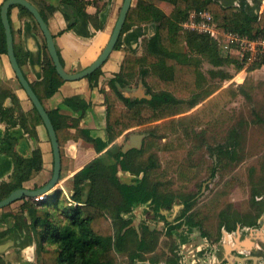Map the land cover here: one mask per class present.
Masks as SVG:
<instances>
[{
    "label": "trees",
    "instance_id": "trees-1",
    "mask_svg": "<svg viewBox=\"0 0 264 264\" xmlns=\"http://www.w3.org/2000/svg\"><path fill=\"white\" fill-rule=\"evenodd\" d=\"M30 1L34 3L35 0ZM155 1L157 0H137L136 5L131 7L122 34L132 26L150 23L157 24V31L154 38L146 43V55L142 57L126 56L121 74L111 84L115 88L116 83H125L123 75L134 77L139 74L144 79H148L152 86L151 89L160 92L154 93L151 101L131 102L125 99L126 108L110 107L108 131L111 140L121 136L129 129L150 125L162 119H169L185 113L175 106L181 100L196 93L204 74L198 64H192L191 55L195 53L202 55L205 48L214 49L215 47V45H210L206 34L188 32L182 29L180 24L185 21L190 11L212 14L226 31L251 37L264 33V13L260 16H250L245 11L235 7H225L216 0H160L171 3L175 7L173 15L168 16L155 5ZM60 3L68 21L65 31L76 28L81 18L91 21L96 30L101 28L99 14L107 6L105 0L93 1V6L98 10L96 16L87 13L86 9L90 3L86 0H60ZM18 7L23 13L34 19L26 8ZM40 13L47 22V16L41 10ZM62 33L63 31L60 34ZM118 47L119 41L116 45V48ZM1 53L7 54V44L0 14ZM60 59L63 63L61 56ZM236 60V57L229 56L227 63L232 64ZM209 63L216 68L222 66L215 59H210ZM260 67L261 64H255L249 69V72H254ZM101 74L102 70L99 69L87 79L90 82H97ZM64 82L58 75L50 56H46L43 79L36 84H31V86L44 104L46 99L53 97L58 92ZM236 95L237 91L234 89H223L193 113L182 117L180 120L170 119L165 122L164 128L172 130L170 126L174 128L180 125L186 127L205 126L217 117L221 111L222 103L229 101ZM14 99L18 102L16 97ZM158 104H167L168 106L158 111ZM198 104V101H194L191 107L193 108ZM83 108L84 110L87 109V105H84ZM8 113V110H4L3 114L7 117ZM48 113L59 139L63 169L67 161L64 145L72 135L63 130L57 112L50 111ZM26 115L33 121L34 126L39 123L43 124V120L35 107ZM9 124L10 126L16 125L13 122H9ZM87 136L99 153L107 146L101 140L93 139L90 135ZM6 139L10 146L7 154L14 161L15 172L10 183L0 186V201L7 198L13 191L24 188L23 183L29 180L32 175V172H28L27 169L39 170L42 168L40 151H35L31 159L23 158L12 150L13 142H16L15 138L6 134ZM134 152L137 151L123 154L120 150L117 152L109 150L106 156L94 159L75 175L73 198L74 201L82 205L74 208L68 207L63 215L66 221L60 219L58 213L61 208L60 201L54 204V210L50 212L40 203L23 200L22 210L27 212L31 219L30 228L37 240V253L42 258L41 264H121L118 253L124 249L125 244L138 242V248L145 246V241H140L137 235L135 238L128 237L132 233L131 231L122 235L121 228L117 230V222H123V215L131 213L136 205L151 202L157 213L164 209H170L175 197L172 194H160L158 186L151 184L148 178V172L154 167V163L149 159L150 165H146L140 160L142 152H137L138 154H134ZM178 153L180 151L169 152L168 155ZM123 161L130 164L134 174L143 173L141 182L131 186L121 182L118 177V165ZM179 167V177L181 181L186 182L188 177L193 174V169L189 165ZM87 186H90L89 190L86 188ZM85 193H87L88 198L83 201ZM261 204L263 205L260 212L262 214L264 202ZM256 219L258 220L259 216ZM238 223L244 224L238 220L232 221V225L226 227L227 230L232 232ZM124 224L128 223L124 222ZM246 225L255 227L258 224L255 220ZM47 246H55L56 249L49 250Z\"/></svg>",
    "mask_w": 264,
    "mask_h": 264
},
{
    "label": "crops",
    "instance_id": "crops-1",
    "mask_svg": "<svg viewBox=\"0 0 264 264\" xmlns=\"http://www.w3.org/2000/svg\"><path fill=\"white\" fill-rule=\"evenodd\" d=\"M4 1L0 0V8ZM86 1L90 3L86 9L87 13L96 16L98 10L93 6L94 0ZM120 1L105 0L107 6L103 11H100L101 28L99 30L95 29L91 21L81 18L76 28L70 31H65L68 21L63 13L60 0L30 2L47 16V24L55 38L56 48L63 60L65 70L68 73H76L89 67L107 46L120 14V8H118ZM216 1L225 7H235L245 11L250 16H260L264 13V0ZM155 5L168 16H172L175 11V7L166 1L157 0ZM35 21L23 13L20 7H12L10 23L14 36L15 54L30 84H36L43 79L44 60L46 56H49L45 37ZM180 26L185 30V22L181 23ZM62 31L63 33L60 34ZM156 31L157 24L155 23L132 26L121 34L119 47L115 48L102 66V74L97 82H90L87 78L74 82L65 81L53 97L44 101L43 105L46 110L57 112L63 130L72 135L64 145L67 161L62 169L60 181L55 190L48 195L51 204H53V210L54 204L60 201L62 194L67 192L66 190L70 191L67 202L73 203V206L68 205L69 208L82 205L74 201L73 198L74 177L94 159L106 156L109 150L116 152L120 150L123 154L141 151L140 160L147 163L143 156L148 155L150 142L154 140L162 142L165 140V136L162 134H171L175 131V129H165L164 123L170 119L180 120L187 113H191L197 108L198 105L193 108H184L183 103L180 102L175 108H180L185 113L169 119H162L150 125L129 129L114 140L110 139L108 131L110 107L126 108L125 99L131 102L151 101L154 93L160 92L151 89L152 86L148 79H144L139 74L134 77L123 75L125 83H116L115 88L111 84L121 74L126 56L142 57L146 55V43L154 38ZM201 71L204 72L202 69ZM14 97L18 99V102L15 101ZM0 103V186L10 183L15 172L14 161L7 154L10 146L6 134H9L16 140L13 142L12 150L19 156L31 159L35 151H40L42 168L39 170L27 169L28 172H32V175L29 180L23 183V187L28 189L41 188L51 180L54 171L51 140L44 124L39 123L34 126L33 121L27 117L26 114L34 106L20 85L8 55L4 53L0 54ZM84 105H87L85 110ZM158 105V111L168 106L167 104ZM4 110L9 111L7 117L3 114ZM9 122L16 123V125L10 126ZM144 127L146 129H143ZM87 135L93 139L101 140L107 146L99 153ZM137 152L134 154H138ZM149 159L147 158L148 161ZM125 162L123 161L118 165V177L121 182L127 186L141 182L143 173L134 174L130 164ZM146 165H150V161ZM86 188L89 190L90 186ZM57 191H60V195L55 196ZM26 200L33 201L32 199ZM23 203L24 201L16 202L8 208L0 209V264L42 263V258L37 253V240L30 228L31 219L28 217V213L22 210ZM147 211L148 208L143 206L134 210L132 216L136 218L135 226H138L141 216ZM163 214L167 215L166 212ZM63 215L64 213L60 214V219L66 221ZM130 216L123 215V218ZM195 236L196 232L180 236L182 242H179L178 245L185 257V264H204L194 256V247L200 242L199 237L195 238ZM164 238L162 237V239ZM233 238L234 241L228 244L225 242L226 236H224L218 245L217 254L219 257L230 258L232 256V260L241 262L240 259L235 258L237 253L243 252L249 255L254 252V248L264 244L262 231L256 233V230H251L246 234L238 232ZM47 248L49 250L56 249L55 246H47ZM125 255L121 254L119 258L124 259ZM246 259L244 258V263ZM145 264L150 263L146 262Z\"/></svg>",
    "mask_w": 264,
    "mask_h": 264
},
{
    "label": "rangeland",
    "instance_id": "rangeland-1",
    "mask_svg": "<svg viewBox=\"0 0 264 264\" xmlns=\"http://www.w3.org/2000/svg\"><path fill=\"white\" fill-rule=\"evenodd\" d=\"M123 1L118 4L119 10ZM193 15L192 10L186 17L185 30L206 34L210 45L215 47L205 48L202 55H191L192 64H198L205 74L196 93L181 100L184 108L198 101L195 111L223 89H234L237 95L223 102L217 117L205 126H170L175 131L162 134L165 136L162 142L151 141L148 155L143 158L147 163V158L154 163L148 172L151 184L158 186L161 195L172 194L176 197L175 206L167 212L168 217L173 218L185 210V220L192 217L209 242L219 244L222 232H227L223 226L230 225L231 221L238 220L246 225L256 220L258 225L249 231L246 229L245 234L251 230L264 234V212L260 213L263 208L261 203L264 202V67L261 63L262 68L249 72L252 66H248L246 72L242 73L245 65L239 60L228 64V55L219 44L224 40V29L219 25V20L213 22L219 34L218 41L209 33L187 29L189 23L205 21ZM210 59L217 60L222 66L214 67L209 63ZM174 151L180 153L168 155ZM181 165H189L193 169L186 182L181 181L178 174ZM66 191L60 198L59 214L64 213L68 205L73 206V203L67 202L70 191ZM45 206L47 211H53L50 200ZM242 228L238 224L236 231L226 236L225 242L231 244L234 233H243ZM178 232L180 235L184 233L182 230ZM176 244L175 238H169L161 252L167 254L169 251L171 255H177ZM161 252L158 251V254ZM251 257H254L253 263L261 261L264 264V244L254 248Z\"/></svg>",
    "mask_w": 264,
    "mask_h": 264
},
{
    "label": "water",
    "instance_id": "water-1",
    "mask_svg": "<svg viewBox=\"0 0 264 264\" xmlns=\"http://www.w3.org/2000/svg\"><path fill=\"white\" fill-rule=\"evenodd\" d=\"M136 3L137 0H124L118 20L111 35V38L107 46L101 53V55L97 58V60H95L89 67H87L86 69L80 72L68 73L65 70L63 63L61 62L58 50L56 48L55 38L51 33L49 26L45 21V19L43 18L40 11L29 0H5L3 2L0 9V14H1L2 24L5 30L7 55L10 59L11 66L15 72V75L20 85L22 86L23 90L26 92L33 106L37 109L39 115L43 120V124L45 125L48 131L53 148V154H54V171L51 180L41 188L38 189L21 188L13 191L7 198L0 201V209L7 208L12 204L18 201H22L24 199H33L39 196H45L46 198H48L49 193L53 192L56 186L58 185L62 172V155H61V148H60V143L56 129L54 127V124L51 120L48 111L46 110V108L44 107V105L36 95L30 82L27 80L26 76L24 75L15 54L14 36L9 18L10 9L14 6H22L32 14V16L36 20L37 24L39 25L45 37L47 51L53 62V65L55 66L58 75L64 81L74 82V81H80L86 79L102 68V66L108 60L110 54L115 50L116 45L123 32L124 26L126 24L129 11L131 7L136 5ZM58 195H60V191H57L55 193V196ZM87 198H88L87 193H85V196L83 197V201H86Z\"/></svg>",
    "mask_w": 264,
    "mask_h": 264
},
{
    "label": "flooded vegetation",
    "instance_id": "flooded-vegetation-1",
    "mask_svg": "<svg viewBox=\"0 0 264 264\" xmlns=\"http://www.w3.org/2000/svg\"><path fill=\"white\" fill-rule=\"evenodd\" d=\"M175 200H176V197L170 209L161 210L160 213H157L154 210V205L151 202L147 204L136 205L133 208V211L127 214V215H131L130 217L128 218L122 217L123 218L122 220L124 221L117 222V225H118L117 230L121 228L122 235H124L127 232L130 233L131 231L132 233L131 234L128 233L129 234L128 237L135 238L136 237L135 235H137L140 241L142 240L145 241V246H143V248L137 247L138 242H134V243L129 242L125 244L124 249L118 253V256H120L121 254H126L124 259L119 258L121 264H139V263L145 264L146 262H149L150 264H185V257L183 253H181L182 251L178 243L182 242L180 236L187 235V234H194V232H196L195 238L199 237L200 239V242L196 244V246L194 247V256L196 259H199L200 262L204 264H263L261 263V261H258L259 263L258 262L253 263L252 259L254 257H251L252 254L248 255L243 252H239L237 253V256H235V258L240 259L241 262L239 261L235 262L234 260H232V256L230 258L229 257L227 258L224 256L219 257L217 254V251L219 250L218 248L219 244H211L209 240L207 239V235L203 232H200L201 229L199 228V224L194 222L192 217H190V219L186 221L185 220L186 218L185 210L183 211V213L181 212L179 215L173 216V218L168 217L169 214L167 215L163 214V212L167 213L173 209V206H175ZM139 206L148 208V211L145 212L143 216H141L138 226H135L134 223L136 221V218L132 215L134 213V210ZM190 211L191 209H189V212ZM124 222H127L128 224L125 225ZM230 225H232V221ZM237 225H236V228H237ZM227 226L229 225L226 224L225 226H223V228L228 232V234L227 232L226 233L222 232L221 234L222 240L224 236H227L230 233H233L236 231L235 229L232 232H229L226 228ZM240 226L244 227L240 229V230H243V233H245L244 231H246V229L249 231L251 228L245 224L243 225L240 224ZM178 230H182L184 231V233L182 232V234L180 235ZM178 236L180 239L178 238ZM162 237H165V238L162 239ZM171 237L175 238V241L177 242L176 244L177 249L175 251L178 253L177 255L176 254L171 255V252L169 253V251L166 252L167 254H164V252H161V248L162 249L164 248L166 241L169 240V238ZM158 251H160L161 253L158 254ZM244 258H247L245 263L243 261Z\"/></svg>",
    "mask_w": 264,
    "mask_h": 264
},
{
    "label": "built area",
    "instance_id": "built-area-1",
    "mask_svg": "<svg viewBox=\"0 0 264 264\" xmlns=\"http://www.w3.org/2000/svg\"><path fill=\"white\" fill-rule=\"evenodd\" d=\"M193 17H201L205 20L199 23H189L186 27L191 28V30L197 29L200 33H209L216 40L219 39V34L216 33L213 26L215 21L212 14L208 12H197L193 11ZM196 15V16H195ZM213 28V29H212ZM224 40L219 41L221 49L225 54L229 56L236 57L237 60L244 64V70L242 73L246 72L248 66H253L255 64L264 65V33L256 36L242 35L236 32L223 31ZM36 203L46 205L49 202V198L45 196H39L32 199Z\"/></svg>",
    "mask_w": 264,
    "mask_h": 264
}]
</instances>
